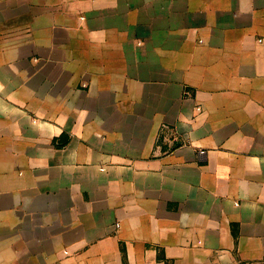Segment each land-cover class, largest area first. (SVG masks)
Listing matches in <instances>:
<instances>
[{"label":"crops","instance_id":"0c3cea01","mask_svg":"<svg viewBox=\"0 0 264 264\" xmlns=\"http://www.w3.org/2000/svg\"><path fill=\"white\" fill-rule=\"evenodd\" d=\"M0 264H264V0H0Z\"/></svg>","mask_w":264,"mask_h":264},{"label":"built area","instance_id":"2783aa9c","mask_svg":"<svg viewBox=\"0 0 264 264\" xmlns=\"http://www.w3.org/2000/svg\"><path fill=\"white\" fill-rule=\"evenodd\" d=\"M202 153H204V151H202Z\"/></svg>","mask_w":264,"mask_h":264}]
</instances>
